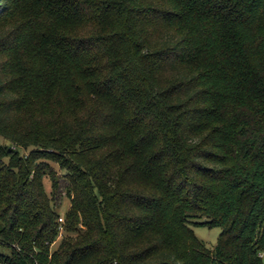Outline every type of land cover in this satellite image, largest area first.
<instances>
[{
	"label": "trees",
	"instance_id": "trees-1",
	"mask_svg": "<svg viewBox=\"0 0 264 264\" xmlns=\"http://www.w3.org/2000/svg\"><path fill=\"white\" fill-rule=\"evenodd\" d=\"M0 136V264H264V0H0Z\"/></svg>",
	"mask_w": 264,
	"mask_h": 264
},
{
	"label": "rangeland",
	"instance_id": "rangeland-1",
	"mask_svg": "<svg viewBox=\"0 0 264 264\" xmlns=\"http://www.w3.org/2000/svg\"><path fill=\"white\" fill-rule=\"evenodd\" d=\"M0 143L3 145H6V144H8V141L5 138H3L2 136H0ZM63 175H64V173H61L60 177H59V179H60L59 180L60 192L56 196L55 201H53L54 208L60 214L59 219L57 220L58 228H59V236L57 237L55 243L51 245V249H56L58 247L59 243L62 241V239L64 237H67L70 233L69 225H68L67 220H66V214L70 210L71 201L65 195V186L68 185V182L63 177ZM44 183H45L46 191L48 192L49 196L52 199L53 198L52 181L50 180V178L46 177L44 179ZM61 219H63L62 222H61ZM194 231H195L196 236L202 242H204L208 248H213L216 246L218 238L221 234V230L218 228L209 229L207 227H202V226L194 227ZM263 262H264V254H263Z\"/></svg>",
	"mask_w": 264,
	"mask_h": 264
},
{
	"label": "built area",
	"instance_id": "built-area-1",
	"mask_svg": "<svg viewBox=\"0 0 264 264\" xmlns=\"http://www.w3.org/2000/svg\"><path fill=\"white\" fill-rule=\"evenodd\" d=\"M63 221V219H61V222Z\"/></svg>",
	"mask_w": 264,
	"mask_h": 264
}]
</instances>
